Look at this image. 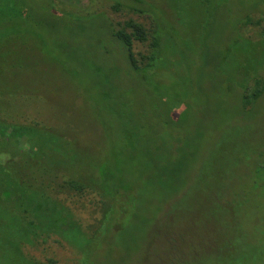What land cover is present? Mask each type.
I'll return each mask as SVG.
<instances>
[{"label":"rangeland","instance_id":"374dc122","mask_svg":"<svg viewBox=\"0 0 264 264\" xmlns=\"http://www.w3.org/2000/svg\"><path fill=\"white\" fill-rule=\"evenodd\" d=\"M256 14L264 15V0H0V35L27 41L34 46L29 55H42V70L24 65L7 78L16 85L23 78L24 87L47 99L15 109L13 99L7 100L11 115L27 112L36 120L27 140L17 144L6 136L0 141L5 147L0 161L6 152L27 153L47 135L50 143L41 150L47 154L51 148L62 168L78 179L80 165L93 167L100 155L106 161L117 153L132 188L133 216L120 221L101 247H91L97 251L90 254L93 264H264V165L258 168L261 175L250 171L241 177L244 185H256L244 195L262 207L251 206L246 215L256 217L253 225L239 230L225 219L222 226L226 206L213 198L224 201L230 192L243 190L226 170L236 160L228 152L264 159V21H256ZM127 19L153 29L156 42L154 59L135 70L111 35L110 22ZM145 48L134 44L135 51ZM5 67L0 62L1 71ZM1 74L0 89L5 86ZM258 82L259 94L243 109L240 90L252 91ZM212 154L218 165L210 161ZM43 162L50 163L45 155ZM70 196L76 204L86 203L85 194L71 191ZM70 196L59 194L64 202ZM207 198L213 204H203ZM170 206V219L164 221ZM211 210L218 212V224L194 222V215ZM88 214L77 208L75 216L82 220ZM5 219L9 226L15 220L10 214ZM4 234L11 242L0 241V264H21L31 257L26 252L60 264L81 262L65 242H55V235L42 251L31 248L34 240L23 231Z\"/></svg>","mask_w":264,"mask_h":264},{"label":"trees","instance_id":"16d2710c","mask_svg":"<svg viewBox=\"0 0 264 264\" xmlns=\"http://www.w3.org/2000/svg\"><path fill=\"white\" fill-rule=\"evenodd\" d=\"M134 1L139 2L140 0ZM8 6L7 4L3 7V13ZM113 6L117 5L113 4ZM113 8L116 9V7ZM254 16H257L255 19L258 20L256 21H264V15L256 14ZM125 21L124 24H120L119 22L113 23L112 21L110 23H112L111 35L119 42L123 50L122 54L126 65L132 70L139 69L143 65H149V62L154 59L152 51L156 46V42L151 35L153 29L151 31L147 30L140 23L132 22L129 19ZM113 26H116V28ZM11 36L12 34L10 33L0 35V38H6L4 41L0 40V49L3 50L0 52V62L3 63V66H6L2 71L0 69L2 83L5 85L0 89V136L2 135L0 141L2 142V139H6L7 136V138H15L18 144L22 139L27 140L29 135L32 134V123L36 120V114L31 115L23 112L19 113V115H11L14 110L9 108L7 100L13 99V109H15L19 103L24 105L33 99L41 101V99L44 100L45 96L42 94L38 96L36 90L24 87L25 85L21 82L24 80L23 78L20 79L17 85L13 84V80L9 82L10 80L7 78V75L11 74L13 77V71L20 72V68L24 65L30 68H40V62L42 61V55L40 54L34 53L33 56L29 55L30 50H34V46L28 44L27 41H19L17 43L10 38ZM2 44H4L3 47L1 46ZM134 44L139 46L145 44L146 48L143 51H135ZM150 49L151 52H149ZM13 50H16V55ZM6 81L10 85H7ZM257 85L252 91L247 90L246 87L240 90L243 109H245L244 102L255 100L259 94L260 82ZM44 101H47V99ZM35 108L37 107L35 106ZM32 119L34 120L31 123ZM33 135L37 136V130ZM49 140L47 135L44 138L38 137L39 146H31L27 153H18L19 155H7L6 152L5 159L0 161V232H2L0 241L3 243L11 242V238L5 235L4 232L11 234L13 231L20 230L27 234L26 238L34 240L31 248L36 247L43 251L45 249L42 248V245L45 243V240L50 238L51 235H55L57 237L56 243H60V240L61 242H65V245L70 248L72 253L80 257L81 262L77 261V264H93L91 258L93 256L90 254L91 251H97L95 249L96 246L92 249L91 247L95 244L101 247L102 243L106 239H109L111 233L119 228L120 221L124 220L126 222L133 216V209L131 212L129 211V208L131 209L133 206L134 194L131 191L132 188L128 189L127 180L123 178L124 171L120 165L117 153L112 155V160L106 161L102 160L104 159L103 155L99 156L97 154V158L99 156L97 162L99 165L94 164L93 167L80 165L79 171L81 172V176L78 179L73 173H69V171H65L62 168L63 162L57 154L52 152L51 148L47 154L41 150L44 143L46 146L50 143ZM11 141L15 143L12 139ZM3 149L5 147L0 144V150ZM228 153L232 156L235 153L236 156L235 163L228 165L226 170L229 173L231 172L229 176L233 180L235 179L237 184L244 185L241 182V177L249 176L251 174L250 171L253 175H261L258 168L263 167L261 165H264L262 163L264 159L261 160L259 158L256 161V158L252 157V155L242 158L240 155L237 156L238 154L234 149L231 153ZM44 155L48 158L50 165L43 162ZM216 159L219 158L212 154L210 161L218 165V160ZM239 163L241 166H235V164L238 165ZM246 171L249 172L246 173ZM168 173L171 172L168 171ZM61 177L62 180L57 182V179H61ZM198 177L194 178L203 182ZM255 187L256 185L254 184L253 186L244 185L243 190L237 188L230 192L232 196L229 195L224 201H221L220 197H213L219 201L218 204L226 206L227 212H223L222 218L219 219L222 226H226L225 219L227 224L229 223V226L237 227L239 230L241 227H247L255 223L254 219L256 217L249 220L246 218V215L250 213L251 206H257L260 210H262V207H260V202L259 204L257 203L259 200H256L255 197L251 199L250 196L244 195V192L250 193V188L255 189ZM64 191H66V196H70L71 191L85 194L86 203L80 199L77 200L76 204L72 200L73 196L68 198L70 202L68 200H66L68 203L64 202L59 197V194ZM90 193L93 195L90 196ZM205 201L203 204H213L209 198ZM260 201L262 202V199ZM171 207L167 208L165 213L163 212L164 221L168 218L170 219ZM77 208L87 210L89 212L88 216L82 220L81 218L78 219L75 216ZM213 211H206L196 219L194 215L195 221H193L196 224H201L210 220L214 224H218L219 222L215 218V214L218 212ZM8 214L15 219L10 226L4 223L5 217ZM48 218L50 219L49 222L47 221L49 220ZM259 219L256 220V223H258ZM21 220L23 223L18 224ZM261 221L260 224L264 226V217H261ZM34 222H37L39 226L35 227ZM54 223H58L60 228L55 230L52 227ZM42 225L43 229H41ZM38 229L43 230V232L40 233ZM43 233L45 235L40 237ZM66 234H69L67 239L65 238ZM40 238L42 241L39 243L38 239ZM26 253L32 258L20 260L21 264H60L56 259L51 257L38 258L28 252Z\"/></svg>","mask_w":264,"mask_h":264}]
</instances>
